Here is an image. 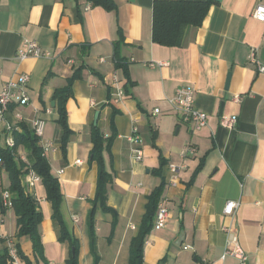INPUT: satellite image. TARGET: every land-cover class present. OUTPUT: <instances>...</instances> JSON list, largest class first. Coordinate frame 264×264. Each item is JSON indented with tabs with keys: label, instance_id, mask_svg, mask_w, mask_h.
<instances>
[{
	"label": "crops",
	"instance_id": "0c3cea01",
	"mask_svg": "<svg viewBox=\"0 0 264 264\" xmlns=\"http://www.w3.org/2000/svg\"><path fill=\"white\" fill-rule=\"evenodd\" d=\"M258 1L214 0L200 26L186 27L181 46H166L153 41L155 0H115V10L89 0H2L0 91L7 81L28 73L30 102L11 104L0 121V144L13 134L10 125L34 129V121H44L40 143L55 146L47 157L61 184L64 219L79 241V264H129L149 196L163 180L161 199L170 217L148 234L143 264H239L234 256L223 258L227 226L249 254L248 264H264V72L251 61L254 50L264 64V22L253 16ZM25 40L36 41L51 55L18 59ZM116 49L127 61L132 95L125 91L123 68L116 66ZM155 61L169 64L151 66ZM78 69L66 103L72 133L64 151L55 93ZM184 84L195 90L196 106L208 113L201 129L182 122L169 102ZM234 114V128L221 125L222 116ZM134 125L142 138V160L133 158L128 139ZM94 126L105 138L113 137L103 152L111 174V210L94 202L99 178L92 154ZM187 145L196 151L183 154ZM161 157L165 164L158 174ZM3 181L9 185L6 173ZM23 185L43 213L39 229L47 262L66 264L70 245L60 240L45 186L41 180L29 184L25 175ZM231 199L241 204L226 215ZM16 232L17 216L10 207L0 213V247L11 240L33 264H45L36 260L31 237Z\"/></svg>",
	"mask_w": 264,
	"mask_h": 264
},
{
	"label": "trees",
	"instance_id": "16d2710c",
	"mask_svg": "<svg viewBox=\"0 0 264 264\" xmlns=\"http://www.w3.org/2000/svg\"><path fill=\"white\" fill-rule=\"evenodd\" d=\"M94 5H102L107 10H115L117 4L115 0H89ZM214 0L190 1V0H155L153 7V41L166 46H181L184 39V32L187 26H200L208 13ZM116 66L123 68L127 77L125 91L131 94L130 80L127 61L123 60L117 49ZM79 69L68 78V84L64 88L57 89L55 98L59 104L58 122L62 127L61 146L65 151L72 133L68 125V112L66 103L72 95L73 82L79 77ZM15 145L9 147L0 144V213H5L8 208L4 203L3 193H10L12 208L17 216L18 237L28 235L33 242V250L36 260L49 264L44 255V246L40 232V224L43 221V213L39 208L37 197L30 193L23 185V176L30 170H34L40 177L47 192V200L52 203L53 218L60 226V240L66 241L70 245V253L66 264H79V241L70 232L62 213L63 192L60 181L52 173L49 158L44 155L41 138L27 124H21V130L13 131ZM92 140L94 147L93 158L99 165V178L95 204L101 205L104 210H111L107 204L108 184L111 181V174L106 170L103 152L111 148L113 137L105 138L98 126L92 130ZM24 150L26 159L22 158ZM165 160L161 157V166L156 171L163 173ZM3 173H6L9 185L3 181ZM165 181L150 194L147 203V211L144 216L140 231L131 242V255L129 264H143V250L145 240L154 226V219L162 198V191ZM91 228L93 232V213H91ZM19 256L24 264H33L31 258L23 251L21 246L15 243ZM73 248L75 250H73ZM0 264H12L9 254L8 244L0 247Z\"/></svg>",
	"mask_w": 264,
	"mask_h": 264
},
{
	"label": "built area",
	"instance_id": "2783aa9c",
	"mask_svg": "<svg viewBox=\"0 0 264 264\" xmlns=\"http://www.w3.org/2000/svg\"><path fill=\"white\" fill-rule=\"evenodd\" d=\"M2 0H0L1 8ZM253 16L264 22V0H259ZM51 53L48 50H44L36 41L25 40L23 44L18 48L17 58L24 60L28 57H41V56H50ZM251 61L256 63L258 70L264 72V64L260 63L256 57L255 51L253 50L251 54ZM168 62L164 61H155L151 62V66H163L168 65ZM30 80V75L28 73H22L18 76L16 80L7 81L2 90L0 91V121H3L10 109L11 104L18 102L19 104L25 105L30 102V96L28 93V82ZM124 91L118 89L117 97H122ZM237 101L242 99L241 95L235 96ZM172 109L180 115L182 122L192 123L195 129H201L208 124V113L196 106L195 90L189 85H181L176 89L175 94L169 98ZM156 113L160 112L159 109L155 110ZM16 118L18 120L22 119V115L17 114ZM238 122V115L222 116L221 125L234 128ZM35 133L41 138L44 131V121L37 120L33 124ZM9 129L13 133L15 130H19L18 127L13 125L9 126ZM128 139L132 143V155L136 160H142L144 157L143 148L141 147V134L137 125H134L132 128L131 134L128 136ZM6 144L9 147L15 145V140L12 135L7 136ZM43 153L47 156V152L51 149H55L54 143L52 141L42 142ZM196 148L192 145H187L183 148L182 153H194ZM23 159H26L25 155H21ZM79 162V160L77 161ZM173 170H177L176 167H172ZM25 177L29 184H35L41 180V177L32 169H30ZM172 184H175L176 177L174 176L171 181ZM4 203L7 207L12 206L10 193L4 191L3 193ZM241 202L239 200H228L224 207V213L226 215H232L240 207ZM170 217V211L165 202L161 199L158 205L156 212V218L154 222L155 227H164ZM225 231L228 233V240L226 249L223 255V258L226 256H234L239 260V264H248L249 254L246 250L240 245L238 236L234 230L227 226ZM9 254L11 257L12 264H23L21 260L17 247L15 243L11 240L8 242Z\"/></svg>",
	"mask_w": 264,
	"mask_h": 264
},
{
	"label": "water",
	"instance_id": "95a60500",
	"mask_svg": "<svg viewBox=\"0 0 264 264\" xmlns=\"http://www.w3.org/2000/svg\"><path fill=\"white\" fill-rule=\"evenodd\" d=\"M99 113H100L99 111L96 112V120H95V123H97V120H98V117H99ZM73 250H74V248H73Z\"/></svg>",
	"mask_w": 264,
	"mask_h": 264
},
{
	"label": "rangeland",
	"instance_id": "374dc122",
	"mask_svg": "<svg viewBox=\"0 0 264 264\" xmlns=\"http://www.w3.org/2000/svg\"><path fill=\"white\" fill-rule=\"evenodd\" d=\"M2 145H5V143H3ZM24 155H25V153H24Z\"/></svg>",
	"mask_w": 264,
	"mask_h": 264
}]
</instances>
